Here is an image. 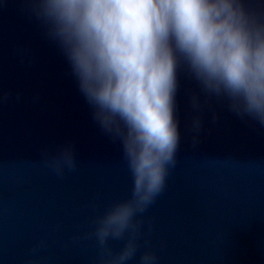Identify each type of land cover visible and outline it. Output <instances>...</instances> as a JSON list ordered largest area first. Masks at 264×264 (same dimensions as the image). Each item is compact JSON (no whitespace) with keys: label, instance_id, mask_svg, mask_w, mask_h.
Instances as JSON below:
<instances>
[{"label":"water","instance_id":"95a60500","mask_svg":"<svg viewBox=\"0 0 264 264\" xmlns=\"http://www.w3.org/2000/svg\"><path fill=\"white\" fill-rule=\"evenodd\" d=\"M177 78L176 164L137 217L126 264L146 249L157 264H264V124L205 100L183 69ZM65 145L77 164L60 176L42 152ZM131 188L122 149L93 120L60 44L28 0H0V264H99L95 221ZM126 240L110 239L112 251Z\"/></svg>","mask_w":264,"mask_h":264},{"label":"clouds","instance_id":"9594fccd","mask_svg":"<svg viewBox=\"0 0 264 264\" xmlns=\"http://www.w3.org/2000/svg\"><path fill=\"white\" fill-rule=\"evenodd\" d=\"M28 2L60 44L93 120L119 143L131 173L130 197L97 217L92 233L99 264H126L138 249L137 217L163 192L176 164L178 69L198 83L205 100H225L237 115L264 124V2ZM193 106H200L195 96ZM42 155L57 175L76 168L72 145ZM125 237L124 247L114 253L109 240ZM139 264H157L155 252L146 249Z\"/></svg>","mask_w":264,"mask_h":264}]
</instances>
